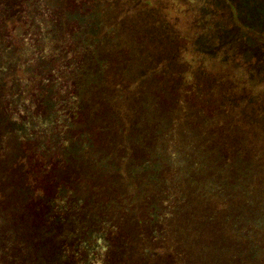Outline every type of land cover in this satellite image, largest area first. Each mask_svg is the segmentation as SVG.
Masks as SVG:
<instances>
[{
	"label": "trees",
	"instance_id": "16d2710c",
	"mask_svg": "<svg viewBox=\"0 0 264 264\" xmlns=\"http://www.w3.org/2000/svg\"><path fill=\"white\" fill-rule=\"evenodd\" d=\"M147 5V0H0V41L7 40L11 28L22 39L33 35L37 52L29 56L39 63L27 68V76L48 80L58 74L59 81L43 83L41 97L32 94L26 106L13 102L22 114L11 131L20 139L19 147L13 144L17 152H8L12 145L0 135V182L19 166L0 190L5 199H18L2 223L0 258L5 264L264 261V139L254 137L250 106L223 104L207 86L205 71L226 69L227 75H219L222 82L251 79L222 60L206 63L209 59L193 39L210 28L184 20L191 36L170 24L168 36L187 43L190 58L158 60L154 48L159 43L147 42L148 27L129 21L144 15ZM138 6L141 13L131 16L128 8ZM111 8L116 18L109 32H101L97 19ZM53 10L62 17L50 25ZM63 30L77 34L74 39L70 34L68 46L58 40ZM241 30L255 45V38ZM100 38L109 40L97 47L93 41ZM142 50L144 73L137 68ZM183 61L186 67L179 66ZM96 63L99 70H94ZM157 66L159 71L149 75L148 69ZM183 87L196 88L185 94L184 106L179 102ZM124 90L132 93L125 104L115 99ZM170 99L173 105L167 103ZM143 101L146 111L154 103L157 118L151 122L158 130H169L181 118L190 124L184 129L190 134L181 136L202 152L197 157L176 153L157 136L158 144L138 123L143 107L136 105ZM210 106L215 112L202 120ZM23 107L25 112L18 111ZM129 124L136 131L123 136L121 130ZM194 162L200 182L183 171Z\"/></svg>",
	"mask_w": 264,
	"mask_h": 264
},
{
	"label": "rangeland",
	"instance_id": "374dc122",
	"mask_svg": "<svg viewBox=\"0 0 264 264\" xmlns=\"http://www.w3.org/2000/svg\"><path fill=\"white\" fill-rule=\"evenodd\" d=\"M212 1L147 0L148 5L144 9V15L138 14L137 16H134L133 18L129 19V21L142 23L144 24V26H147V42L151 46L155 43H159L158 46L154 48L156 51H158V60L166 59L173 61V63L179 62V60L189 59L190 54H186L185 52V47L187 43H184L180 39H178L179 41H175L174 39L176 38L172 40L168 36L170 35L169 30H171L170 25L176 26L174 27L175 30L180 33H183V35H187L188 37L191 36V31H188L186 27L181 24L182 20L201 25V29L202 27L204 29L206 27L207 29L210 28L207 32H204L203 34H200L198 32L197 35H195L196 37L193 39V42L198 39V41L196 42L198 43V49L205 54L204 57L206 59H209L206 63L212 62V60H222L224 64H232L230 65L229 69L234 70V72H236L237 74L241 73L251 80H245L242 78L239 79L236 77L235 80H231L228 78V80H223L222 82L219 79V75H227V73L225 72L226 69L224 71H219L218 69H216L215 71L207 70L205 71V74L208 73L207 86L214 91L218 99L224 101L223 104L231 103L232 105H249L251 116L253 117V128L255 132L254 137L257 138L256 136H260L264 139V45L260 44L262 47L255 46L258 45L257 42H255V45L251 44L250 40L242 32V28H235L231 24L229 17L227 16L229 14L226 13L222 8L218 10V7L216 8L217 5L215 3H212ZM168 7L175 11V14ZM130 8H128V12L131 14V16L137 13H141L140 6L135 9ZM74 9L78 10L77 7ZM124 11L125 9L123 10V12ZM153 11H155V13ZM176 11L179 13H176ZM49 17V20L52 21L50 22L51 25L52 23H54V21H58L61 19L62 12L53 10L52 12H49ZM159 17L167 18L169 20L165 22ZM115 18L116 12L111 8L110 13H108L107 15L103 14L100 19H97V21L101 23L99 25L101 27V32H109L112 27L110 25H113L112 21L115 20ZM81 24L83 28H86L83 20H81ZM178 26L179 28H177ZM88 30L93 32V28L91 27ZM261 30L263 31V28H261ZM16 33L11 28L9 29V34L7 35V42L5 40L2 42L0 41V135L2 134L3 139H6L12 145L11 149H7V151L12 154L17 152L18 150L13 148V144L16 143L19 147L21 143L19 141L20 139L16 137V134L12 133L11 131L14 130L12 128H14L16 125L15 120L22 119L21 112H17V107L13 106V102L14 104H16V102H21L19 106H26L27 103L31 102L30 98L32 94L35 93L36 97H41L38 94V89H40L39 87L43 83L47 81L48 84L52 86L56 85L55 83H59V81L55 80L58 74L51 75L48 80L47 77L43 79L42 77L38 76V78H40L38 80L35 77L30 79V77L27 76V74L29 73L26 71L27 68L29 67L30 69H32V66L37 65L39 63V59L36 58L35 55L29 56L30 54H34L35 52H37V47L34 44L35 37H33V35H27L22 39L19 38ZM74 33L75 31L63 30V35H61L62 40H58L68 46L66 43L70 40V34L73 35V39L74 36H77V34L74 35ZM129 33L133 37L131 39H134L135 34L133 32ZM193 33H195V31H193ZM107 40L109 39L100 38L99 41H93V43L98 44L97 47H99L102 46ZM55 41L56 40H53L52 46L57 48ZM18 45H24V47L21 49H25L26 51H23L21 49L19 51H22L23 53H18L19 51H14V47ZM96 52L98 54L99 50H96ZM59 55H61V52L59 53ZM93 57L94 56H92L91 58ZM78 60L79 57L76 58L75 61L78 62ZM89 63L92 64L91 62ZM98 64L99 63L95 64L96 67L94 70H99ZM137 64V68L139 69L140 73H144V50H142L141 56L139 58V63L137 62ZM187 64L188 63H184L183 61L182 63H180L179 66L186 67ZM159 68L160 66H157L153 69V71L148 69L149 75H152V73H156L157 71H159ZM40 75H42V73H40ZM44 75L45 74L43 73V76ZM63 78H65V76ZM169 82L177 83L179 82V80L171 79L169 80ZM150 86H152V88L154 87L153 84H150L149 87ZM193 89L195 91L196 88L192 87L191 89V87H183L181 89V98L179 101L180 103H182L181 105H185V101L183 100L184 98H187V95L185 94L190 95ZM122 94L123 95H120L119 97H115V99L118 98L120 103L125 104L127 101H130V98L132 99V93L130 91L124 90ZM194 97H196L195 92ZM178 100V97L174 99V101ZM174 101L170 99V102L167 103L173 105ZM32 102H35L34 98H32ZM197 104L198 103H194L192 105L196 106ZM138 105H142L143 107L142 114H139L137 117V120L139 121L138 123L144 124L143 130L145 127L146 131H148L151 136L157 140L158 144L160 142L158 137H160L161 139L166 140V142L164 143L166 149L173 150L176 153L184 152L185 155L197 157L199 153L202 152L200 150V146L198 148L195 147L194 144L189 146L184 140V137L181 136L190 134L186 133L184 129H189L191 126L186 122L181 123L182 118L180 120L176 119L178 121V124L173 125L169 128V130H158L157 127L155 128L154 124L151 122L155 121L154 118H157L156 112L154 111L153 107L155 106L154 103L150 102L148 106H146L147 111L144 110V101L140 104H137L136 106ZM215 110L216 107H208L204 113H201V119L208 120L210 118L209 116H211L215 112ZM18 111L25 112L24 107L21 109L18 108ZM131 126L133 125L129 124L122 128L121 133L123 134V136H126L128 133L132 134L134 131H136L134 127ZM192 135L194 134L192 133ZM27 139H30L29 135ZM21 141L27 140L21 138ZM21 148H24V146H22ZM198 161L201 163L200 160ZM18 167L19 166L17 165L9 169L6 174V178H4L0 182V190L3 185V182H8L7 179H9V174H11L12 172H17ZM183 171L186 172V176H188L192 181L195 180L196 182H200L202 179L201 175L197 174V165L195 162L185 167ZM170 174L172 175L171 171ZM17 200L18 199L7 200L0 194V214L3 213V216L0 217V242H2L3 219L6 218L8 211L12 209L15 210ZM0 264H5V262L1 258ZM258 264H264V261H258Z\"/></svg>",
	"mask_w": 264,
	"mask_h": 264
},
{
	"label": "water",
	"instance_id": "95a60500",
	"mask_svg": "<svg viewBox=\"0 0 264 264\" xmlns=\"http://www.w3.org/2000/svg\"><path fill=\"white\" fill-rule=\"evenodd\" d=\"M219 9L230 14L236 26L264 45V0H213ZM263 28V31L261 30Z\"/></svg>",
	"mask_w": 264,
	"mask_h": 264
}]
</instances>
